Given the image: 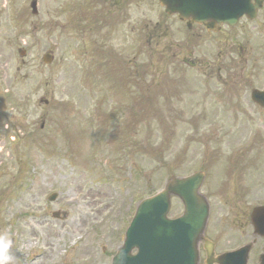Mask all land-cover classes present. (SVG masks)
<instances>
[{
	"label": "rangeland",
	"instance_id": "374dc122",
	"mask_svg": "<svg viewBox=\"0 0 264 264\" xmlns=\"http://www.w3.org/2000/svg\"><path fill=\"white\" fill-rule=\"evenodd\" d=\"M30 1L21 0V4L27 9L26 13L31 12ZM48 6L49 1L38 0L37 31L33 36L24 38V35L17 34L21 28L24 32L29 29L28 19L31 15L23 23L17 19L15 22L12 18L14 4L11 0H0V14L4 18L0 24V38L5 36V47L0 42V107L3 106L10 120L14 119L11 122L18 129L17 131L14 128L15 132L24 136L18 149L8 151V148L4 147V151H0V210H4L6 215H14L18 220L17 230L13 228L8 233L7 229L2 228L0 237L5 235L12 245L14 241L15 247L13 245L9 248L8 255L10 258H17L19 264L23 261L31 262L38 255L35 252L46 250L49 255L42 256L45 259L43 261L38 259L39 264H110L118 248L123 244L125 231L145 191H142V182L139 179L135 180L132 173V177L129 174L128 182L126 179H117L115 186L120 187L118 190H113L110 183H105L104 178L114 179L117 176L116 171L119 170L117 163L124 154L104 151L107 146H113L106 140L110 137H104L102 148L100 146L91 148L99 143V140L98 137L92 139L90 136L88 132L90 124H93L91 128L101 125L114 130L117 124H104L101 111L98 109L97 114H93L94 104L89 101L99 99L106 107L112 100H107L110 94L101 92L103 90H99L101 87L82 84L84 79L91 77L90 72L80 68L83 59L80 38L72 36L67 40L66 36H62L61 25L58 31L55 28L49 32L46 20ZM16 26L14 33L13 27ZM136 40L133 37L131 50L139 53L143 61H146L142 46L138 45ZM23 43H27L28 51L24 57H20L16 50ZM48 51L53 52L55 58L51 65H44L42 57ZM203 51L208 54L207 57L194 54L191 59L208 62L212 66L229 65L228 59L220 57L215 49H208V46H205ZM97 53L99 56H112L103 51ZM91 57L89 66L95 64L94 57ZM150 58L158 65L161 57ZM163 63L158 71L150 68L147 72L149 77L144 75L141 78L142 82L139 83L143 85L144 79V88L151 85L150 91L153 94L144 100L145 111L137 110L143 116H140L141 120L138 121L139 126L134 133L133 146L130 150L128 161L132 165V171L139 173L145 170L149 182L154 178L159 180L170 175H186L205 169L209 165L208 162L213 160L212 153L216 151L220 153L225 163L236 145L253 146L257 136L260 137L255 145L264 152V148H261L264 146V113L240 98L239 87L243 84L241 79L244 75L241 76L242 72L238 68L234 69L229 65L233 70L227 72L223 68V74L228 82L226 89L228 97L223 101L225 104L223 109L226 112L218 114L221 121H213L203 118L195 108L185 103L177 104L176 109L171 110L172 116L169 114L164 117L157 116L158 104L154 105L153 99L165 90L170 91L166 84L168 64L165 65V61ZM134 66L135 61L133 68L129 69L130 72H135L130 74V83L138 87L140 80L136 76ZM142 72L139 71L141 76ZM114 73L112 71V74ZM171 76L174 77L173 84L176 86H181L183 80L189 86L195 85L188 90L189 98L192 95L196 96L202 87L203 80L197 76L195 70L182 69L171 72ZM92 78L97 80L95 75ZM162 80L167 87L162 85ZM113 81L112 76L111 82ZM245 90H247L245 95H248V88ZM130 91L132 99L140 101L144 98L139 92L133 96L132 88ZM122 92L121 85L116 84L114 97L124 103L128 100V95L124 96ZM8 97L14 100L15 105L8 101ZM162 108L170 109L165 106ZM128 109L126 108L125 112ZM123 113L121 111L119 115ZM115 116L114 109L104 113L107 120ZM76 118L80 121L76 122ZM176 118L180 120H175ZM193 118H197L198 121H194ZM82 120L89 122L83 123ZM72 121L78 124L74 127ZM0 122L3 123L2 120ZM64 129L69 132L63 134V136L67 134L66 139L62 138ZM11 130L10 127L8 132L2 134L0 143L9 139ZM101 131L102 128H98L96 133ZM70 136L72 139L68 140ZM77 136L82 137V142L77 141L75 138ZM34 143L39 148H35ZM158 153L164 156L160 160L163 164L171 162L170 166L166 167L171 168L172 172L155 161ZM29 155L34 160L33 165L27 160ZM217 164L213 166L214 172ZM157 170L163 172V177L162 172L155 173ZM126 171L128 176V168ZM246 176H264V172L251 170ZM162 181H158L156 190L161 189ZM215 181L216 178L208 176L202 192L212 205L211 214L216 215L213 220H224V217H218L219 212L215 211L222 200V197L217 195L219 187ZM99 182L101 184H96V187L91 184ZM100 185L102 188H98ZM152 189L153 183H149L146 193L149 194ZM53 193H59L64 200L60 203L59 200L57 203L49 202V197ZM112 193L120 195L121 201L116 206L112 201ZM3 198L9 201L5 202ZM63 205H66L70 216L60 222L51 214L56 207ZM182 213L183 205L179 201H174L171 218ZM215 225L218 228L216 221Z\"/></svg>",
	"mask_w": 264,
	"mask_h": 264
},
{
	"label": "water",
	"instance_id": "95a60500",
	"mask_svg": "<svg viewBox=\"0 0 264 264\" xmlns=\"http://www.w3.org/2000/svg\"><path fill=\"white\" fill-rule=\"evenodd\" d=\"M161 1L169 11L191 16L194 20L229 21L248 13L250 0ZM199 182L200 179L194 177L175 185V193L184 200L186 216L173 223L165 220L168 209L166 195L146 202L138 211L128 233L126 247L121 251L116 264L123 262V257L139 264H195V242L208 213L206 202L196 196ZM134 247L140 253L131 259L128 253ZM181 250L185 260L179 255Z\"/></svg>",
	"mask_w": 264,
	"mask_h": 264
},
{
	"label": "flooded vegetation",
	"instance_id": "af4514ba",
	"mask_svg": "<svg viewBox=\"0 0 264 264\" xmlns=\"http://www.w3.org/2000/svg\"><path fill=\"white\" fill-rule=\"evenodd\" d=\"M247 21H244L242 23L241 27L239 28V32L237 33V35H235L238 36L237 40L240 45V49L243 50V46H242L243 44L245 43L250 44L251 42H254L258 46L257 49L258 51L264 49V41L260 40L261 38L259 36L261 35L257 29V26ZM254 22H256V20ZM217 36H224L223 37L224 42H229L233 40L232 31L230 30L229 27L226 26L221 28ZM243 214H246V212H243Z\"/></svg>",
	"mask_w": 264,
	"mask_h": 264
},
{
	"label": "clouds",
	"instance_id": "9594fccd",
	"mask_svg": "<svg viewBox=\"0 0 264 264\" xmlns=\"http://www.w3.org/2000/svg\"><path fill=\"white\" fill-rule=\"evenodd\" d=\"M11 247V241L0 237V264H8L10 256L8 250Z\"/></svg>",
	"mask_w": 264,
	"mask_h": 264
}]
</instances>
